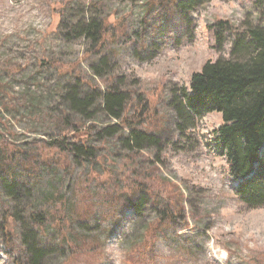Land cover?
<instances>
[{
    "label": "rangeland",
    "instance_id": "374dc122",
    "mask_svg": "<svg viewBox=\"0 0 264 264\" xmlns=\"http://www.w3.org/2000/svg\"><path fill=\"white\" fill-rule=\"evenodd\" d=\"M259 2L0 0V264H29L31 240L40 264H264V205L216 149L222 114L181 129L173 105L262 24Z\"/></svg>",
    "mask_w": 264,
    "mask_h": 264
},
{
    "label": "trees",
    "instance_id": "16d2710c",
    "mask_svg": "<svg viewBox=\"0 0 264 264\" xmlns=\"http://www.w3.org/2000/svg\"><path fill=\"white\" fill-rule=\"evenodd\" d=\"M259 3L263 8L262 24L247 31L248 40L244 36L237 37L232 59L208 60L200 72L192 75L190 88L183 89L181 97L176 96L173 102L179 119L186 123L184 127L180 126L181 129H189L188 119L191 117L213 112L222 114V127L215 132L216 149L230 164L231 175L239 183L237 193L253 207L264 205V0ZM229 25V22H218V45H222L223 31ZM101 37L102 31L98 40ZM71 100L73 107L84 113L88 106H92L90 97L80 99L76 92ZM104 100L110 115L119 119L127 100L125 95L112 86ZM130 139L138 148H141V142H157L155 134L135 128L127 139L128 143H131ZM83 148L77 146L76 150L82 151ZM13 186L15 183L10 190L15 191ZM37 221L38 225L42 224ZM31 241L26 243L29 264H40L44 250Z\"/></svg>",
    "mask_w": 264,
    "mask_h": 264
}]
</instances>
